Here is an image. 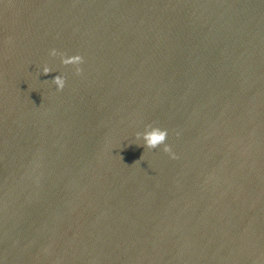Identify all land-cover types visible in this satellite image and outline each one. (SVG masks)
<instances>
[{
  "label": "water",
  "instance_id": "obj_1",
  "mask_svg": "<svg viewBox=\"0 0 264 264\" xmlns=\"http://www.w3.org/2000/svg\"><path fill=\"white\" fill-rule=\"evenodd\" d=\"M0 264H264V0H0Z\"/></svg>",
  "mask_w": 264,
  "mask_h": 264
},
{
  "label": "clouds",
  "instance_id": "obj_2",
  "mask_svg": "<svg viewBox=\"0 0 264 264\" xmlns=\"http://www.w3.org/2000/svg\"><path fill=\"white\" fill-rule=\"evenodd\" d=\"M50 56H59L60 62L63 65H74L75 71L77 74L81 73L82 69L80 65L83 63V56L79 53L75 54H67L65 52H58L56 48H52L49 51ZM41 71L44 74H47L53 69L49 67L47 64L43 65ZM52 82L55 84L57 90H62L65 86V76L62 74H58L52 78ZM179 133H177L178 135ZM168 136V130L166 128H160L153 126L151 124L145 125L143 132H137L136 137L137 139H142L143 144L149 149H155L159 145H163V151L169 153L173 157L175 153L172 152L171 146L165 143L166 138Z\"/></svg>",
  "mask_w": 264,
  "mask_h": 264
}]
</instances>
